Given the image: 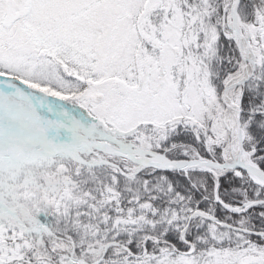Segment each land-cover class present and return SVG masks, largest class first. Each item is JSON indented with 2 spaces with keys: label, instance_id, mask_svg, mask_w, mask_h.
I'll return each mask as SVG.
<instances>
[{
  "label": "snow or ice",
  "instance_id": "6c2138e0",
  "mask_svg": "<svg viewBox=\"0 0 264 264\" xmlns=\"http://www.w3.org/2000/svg\"><path fill=\"white\" fill-rule=\"evenodd\" d=\"M0 264H264V0H0Z\"/></svg>",
  "mask_w": 264,
  "mask_h": 264
}]
</instances>
